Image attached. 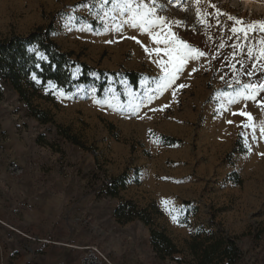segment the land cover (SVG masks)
I'll return each instance as SVG.
<instances>
[{"label":"rangeland","instance_id":"rangeland-1","mask_svg":"<svg viewBox=\"0 0 264 264\" xmlns=\"http://www.w3.org/2000/svg\"><path fill=\"white\" fill-rule=\"evenodd\" d=\"M131 3L155 8L163 27L153 35L171 41L174 33L203 53L162 92L158 61L168 57L154 50L166 45L126 23L131 14L113 0H0V38L52 25L60 49L93 68L88 85L66 92L48 83L30 101L52 116L48 124L0 80V264H198L191 244L229 237L243 255L233 264H264V91L254 100L237 95L245 84H264V31L232 32L264 22V0ZM127 72L138 73L136 90ZM80 73L72 69V80ZM241 112L255 128L244 127ZM119 177L124 186L107 196ZM127 200L147 210L150 226L115 220ZM151 228L178 253L159 260Z\"/></svg>","mask_w":264,"mask_h":264},{"label":"trees","instance_id":"trees-1","mask_svg":"<svg viewBox=\"0 0 264 264\" xmlns=\"http://www.w3.org/2000/svg\"><path fill=\"white\" fill-rule=\"evenodd\" d=\"M52 25L37 27L27 35H10L0 38V80L9 84L17 93L20 100L27 106L28 113L37 121L48 124L52 123V116L44 110L32 107L30 101L33 98L41 97L40 92L48 83L54 84L58 89L70 92L76 85H88L91 82L89 74L93 68L86 63L80 62L79 57L72 52H64L50 38ZM34 47L37 52L42 53L40 60L36 54L29 51ZM79 66L80 76L72 80L71 71ZM100 72V71H99ZM134 90L138 87L139 75L135 72L124 74ZM104 83L99 85L98 97H101ZM60 134L76 146L83 147L77 139L69 135L66 129L57 126ZM167 144H174L172 138L164 137ZM123 177L112 180L106 189V195L116 197L119 189L124 186ZM115 220L124 224L133 220H139L146 226L151 225V216L147 210H140L133 201L121 202L113 212ZM238 237L217 239L208 245L195 246L191 244V250L196 256L198 264H216L217 262H242L243 255L238 247ZM150 244L156 257L163 260L178 253L172 240L163 230L150 229Z\"/></svg>","mask_w":264,"mask_h":264},{"label":"snow or ice","instance_id":"snow-or-ice-1","mask_svg":"<svg viewBox=\"0 0 264 264\" xmlns=\"http://www.w3.org/2000/svg\"><path fill=\"white\" fill-rule=\"evenodd\" d=\"M106 2V0H105ZM114 6L120 8L121 14L124 12H129L130 18L126 23H130L132 27H141L144 31L148 32L150 36H152L153 42L160 44L164 43L166 47L162 50L160 48H156L154 51L156 55H160L161 51H163L164 56L168 57L167 61H158V66L160 67L161 72L164 74L161 77V82L159 85L160 91L162 92L167 87L171 86L175 80L178 78V74L182 71L183 67L187 63L189 59H195L199 56H202L203 53L199 52L197 49L189 47L183 41H177L175 38V34L169 32V36L172 37L171 41L167 38L161 40L158 38V35H153L150 29L154 27H163V21L159 18L154 16L155 8L151 7L146 4H137L135 7L131 3V0H123L122 3H116V0H113ZM198 2V0H197ZM214 7V6H213ZM107 15V13H106ZM203 15L200 12V9L197 8V17L203 23ZM228 19L233 20L234 24L241 25L243 21L237 18L232 17L231 15L228 16ZM259 29L260 31H264V22L253 23L248 25L247 28H240L237 29L236 27L232 28V32L235 33L238 30L244 32L247 35L248 31ZM139 43V41H137ZM261 43H264L262 41ZM145 51L148 52L149 49L145 48ZM251 54V50H250ZM261 55H264V49L261 50ZM252 75V73H249ZM180 88L186 87V85L181 84L179 85ZM244 92L238 93V96H244L245 99H255L257 91H264V84L253 85V84H245L243 85ZM175 95V93H173ZM151 99V98H149ZM234 102L233 101H230ZM235 114V113H234ZM240 115H244L247 117L249 123L245 124L244 127H252L255 128V125L252 123V116L249 113L241 112ZM260 132L264 135V124L260 126ZM167 203V202H165ZM173 219L175 220L176 217L174 216Z\"/></svg>","mask_w":264,"mask_h":264}]
</instances>
